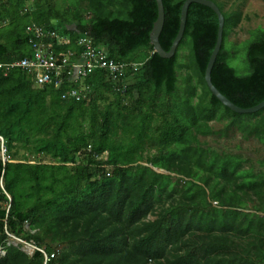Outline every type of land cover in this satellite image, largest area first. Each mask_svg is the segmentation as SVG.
Returning a JSON list of instances; mask_svg holds the SVG:
<instances>
[{
	"label": "trees",
	"instance_id": "16d2710c",
	"mask_svg": "<svg viewBox=\"0 0 264 264\" xmlns=\"http://www.w3.org/2000/svg\"><path fill=\"white\" fill-rule=\"evenodd\" d=\"M161 1L159 44L168 52L185 0ZM209 1L224 20L211 83L233 105L252 108L264 101V28L233 47L241 10ZM156 18L155 0H0V137L8 158L0 162V264H43L41 254L7 245L5 231L54 253L47 264H264V151L254 171L241 155L199 141L235 130L264 145V108L235 114L207 89L213 11L189 6L168 60L150 45ZM31 23L55 33L46 40L53 51L60 39L87 37L108 60L142 66L123 81L95 71L78 102L64 100L73 85L38 87L21 69L3 67L32 57ZM233 48L245 54L242 73L231 66Z\"/></svg>",
	"mask_w": 264,
	"mask_h": 264
},
{
	"label": "built area",
	"instance_id": "2783aa9c",
	"mask_svg": "<svg viewBox=\"0 0 264 264\" xmlns=\"http://www.w3.org/2000/svg\"><path fill=\"white\" fill-rule=\"evenodd\" d=\"M25 33L29 38L32 57L14 61L3 67L21 69L31 76L38 87L50 86L53 89H62L65 84L73 85L74 87L63 91L61 98L64 100L78 102L82 98V93L88 90V86L85 85L86 80L95 71H105L113 81H123L126 77L135 74L142 66L140 63H117L108 60L104 50L96 47L87 37H80L72 44L60 39L55 44L60 49L53 51L52 45L46 43V40L54 38L56 36L54 32L31 23L26 26ZM66 46L68 48L64 50L62 47ZM86 149L90 151L89 146ZM7 160L3 139L0 137V162L4 165ZM5 234L9 238L7 245L19 247L28 257L34 252L41 254L43 264H47L55 257L54 253L47 255L44 248L38 247L32 241L15 237L6 231ZM4 254L5 251L0 248V257Z\"/></svg>",
	"mask_w": 264,
	"mask_h": 264
},
{
	"label": "rangeland",
	"instance_id": "374dc122",
	"mask_svg": "<svg viewBox=\"0 0 264 264\" xmlns=\"http://www.w3.org/2000/svg\"><path fill=\"white\" fill-rule=\"evenodd\" d=\"M226 9L239 8L242 12L243 19L234 29L229 37V45L239 47L249 38V34L256 28H264V0H225ZM241 48H233L234 58L231 59V66L238 69L241 73L245 69V54ZM243 49V48H242ZM210 127L219 131L222 124L211 122ZM201 144L216 149L218 151L228 152L234 155H241L250 162L254 171L259 170L257 161L263 156L264 145L254 138L244 139L240 133L233 130L226 136L200 137ZM247 165V167H250Z\"/></svg>",
	"mask_w": 264,
	"mask_h": 264
},
{
	"label": "water",
	"instance_id": "95a60500",
	"mask_svg": "<svg viewBox=\"0 0 264 264\" xmlns=\"http://www.w3.org/2000/svg\"><path fill=\"white\" fill-rule=\"evenodd\" d=\"M155 1H156V6H157V18L153 24L152 30H151L150 35H149V41H150V45L153 48V52L155 54H157L161 59H166V60L171 59L174 56L175 51L177 49V46L183 37V33H184V29H185V23H186V16H187V11H188L189 6L191 4H197V5H201V6H204L206 8H209L217 16L218 28H217V36H216L215 45H214L212 53L209 57V60H208V63L206 65L205 72H204V82L206 84L207 89L209 90L211 95L215 99H217V101L223 107L227 108L228 110H230L231 112H233L235 114H241V115L254 114V113H257L260 110H262L264 108V101L261 102L260 104L256 105V106L252 107V108H247V109L239 108V107L233 105L229 100H227L224 96H222L213 87V85L211 83L210 73H211V70H212L213 65L215 63L217 54H218V52L221 48V45H222V30H223V22H224L223 17L221 15L219 9L217 8V6L209 0H185L184 3L182 4L181 10H180L179 28H178L177 35H176L175 39L173 40L168 52H165L159 44V35L161 33L163 23H164L163 5H162L161 0H155ZM151 169L154 172H157L160 174H165V175L168 174L165 171L157 169L155 167H151Z\"/></svg>",
	"mask_w": 264,
	"mask_h": 264
},
{
	"label": "crops",
	"instance_id": "0c3cea01",
	"mask_svg": "<svg viewBox=\"0 0 264 264\" xmlns=\"http://www.w3.org/2000/svg\"><path fill=\"white\" fill-rule=\"evenodd\" d=\"M8 162V161H7ZM3 166V165H2ZM6 197L9 199V197L6 195Z\"/></svg>",
	"mask_w": 264,
	"mask_h": 264
}]
</instances>
